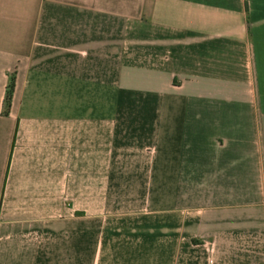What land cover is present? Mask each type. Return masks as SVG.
<instances>
[{
  "label": "crops",
  "instance_id": "obj_1",
  "mask_svg": "<svg viewBox=\"0 0 264 264\" xmlns=\"http://www.w3.org/2000/svg\"><path fill=\"white\" fill-rule=\"evenodd\" d=\"M0 264H264V0H0Z\"/></svg>",
  "mask_w": 264,
  "mask_h": 264
},
{
  "label": "trees",
  "instance_id": "obj_2",
  "mask_svg": "<svg viewBox=\"0 0 264 264\" xmlns=\"http://www.w3.org/2000/svg\"><path fill=\"white\" fill-rule=\"evenodd\" d=\"M14 88H15V74L11 76L10 82L7 86V91L5 95V105H6L5 111L6 112L9 111V107L11 105L12 98H13Z\"/></svg>",
  "mask_w": 264,
  "mask_h": 264
}]
</instances>
